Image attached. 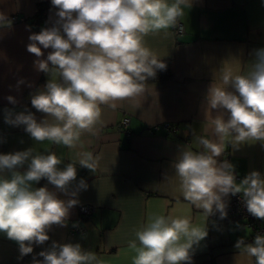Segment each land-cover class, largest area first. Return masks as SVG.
<instances>
[{"label": "clouds", "instance_id": "clouds-1", "mask_svg": "<svg viewBox=\"0 0 264 264\" xmlns=\"http://www.w3.org/2000/svg\"><path fill=\"white\" fill-rule=\"evenodd\" d=\"M57 9L51 27L29 36L27 51L34 54V67L49 78L31 95V111L5 110V122L24 126L36 143L51 142L73 149L84 133H92L100 121L102 107L135 99L167 65L146 46L150 33L178 25L191 7V0H51ZM11 21L0 13V27ZM51 49L46 58L43 50ZM244 72L224 62L214 73L206 93L205 122L212 138L195 136L202 151L187 147L179 151L172 167L183 199L201 210L205 221L219 213L227 217L229 195L241 194L253 217L264 220V175L252 171L237 183L234 165L219 161L225 139L233 148L250 142L264 144V48L255 49ZM24 81H18L23 84ZM7 100L15 104L14 97ZM215 110V115H213ZM77 159L60 167L54 151L34 147L0 154V233L16 242L20 258L33 253V246L49 241L53 226L66 227L70 209L79 203V190L88 185L77 178V165L94 172L91 152L76 153ZM23 169V171H21ZM42 179L52 185L34 187ZM57 193L69 196L59 198ZM76 226V225H74ZM208 235L206 222L194 224L190 216L150 214L134 233L129 248L131 264H191L193 246ZM241 254L264 264V234L252 242L239 238ZM33 257L32 264H105L80 243H58Z\"/></svg>", "mask_w": 264, "mask_h": 264}, {"label": "crops", "instance_id": "crops-1", "mask_svg": "<svg viewBox=\"0 0 264 264\" xmlns=\"http://www.w3.org/2000/svg\"><path fill=\"white\" fill-rule=\"evenodd\" d=\"M41 7L46 13L38 23ZM56 11L51 0H0V13L11 21V26L0 27V154L30 147L54 151L63 168L77 159L76 153L87 151L96 159L95 170L77 165L71 190L81 179L88 187L79 190V203L70 209L67 226H53L49 241L34 245L33 253L20 258L18 244L0 233V264H32L34 256L42 260L37 254L53 241L80 243L105 264H131L134 252L129 241L150 214L190 216L200 226L206 222L208 235L193 246L191 264H255L254 257L235 247L239 238L246 239L249 234L243 222L211 216L205 221L201 210L183 199L172 165L184 147L203 150L195 136L212 138L205 122V97L214 73L224 62L234 71L244 72L254 50L264 48V0H191L181 19L182 35L170 28L145 37L146 46L171 63L174 80L145 84L141 95L119 102L114 109L101 106L94 131L84 133L73 149L48 141L36 143L24 126L5 122V110H27L38 120L43 118L42 113L26 106V98L42 89L49 77L36 70V57L27 51V45L32 33L52 26ZM49 51L43 50L42 58ZM20 80L24 83L18 85ZM8 96L17 102L10 103ZM125 118L128 127L122 126ZM229 139H225V151L218 160L227 159L241 172L237 183L254 170L264 175V144L250 142L233 148ZM41 181L34 187L47 185L55 190L45 179ZM57 194L61 199L70 198ZM231 199L232 195L226 198L228 204ZM85 203L93 204L95 210L79 220V206ZM79 222L86 234L73 231Z\"/></svg>", "mask_w": 264, "mask_h": 264}, {"label": "built area", "instance_id": "built-area-1", "mask_svg": "<svg viewBox=\"0 0 264 264\" xmlns=\"http://www.w3.org/2000/svg\"><path fill=\"white\" fill-rule=\"evenodd\" d=\"M173 31L177 35H182L184 33V24L182 20L179 21L178 25L173 28ZM129 119L125 118L122 121V126L128 127ZM169 126V125H168ZM234 174L236 179H240L242 177L241 172L235 171ZM95 210V206L90 203H85L79 206V220L87 217L93 213ZM227 217L223 220H239L242 219L244 222V227L249 231L248 236L250 233L254 234V237L257 234H264V221L253 217L250 213L247 212V209L243 203V198L241 194H237L232 196L231 201L228 204L226 209ZM211 217L219 218V213L212 215ZM73 231L79 234H86V228L81 225L79 222L76 226H74Z\"/></svg>", "mask_w": 264, "mask_h": 264}, {"label": "trees", "instance_id": "trees-1", "mask_svg": "<svg viewBox=\"0 0 264 264\" xmlns=\"http://www.w3.org/2000/svg\"><path fill=\"white\" fill-rule=\"evenodd\" d=\"M44 13H46V11H45V9H43V7H41L39 9V15L37 16L38 17V20H37L38 23H41L42 18H43L42 15H44ZM163 62H165L166 65H167L166 70L158 71L155 79L154 80H151L150 79V80L146 81L145 84L164 83V82H170V81H173L174 80V73H173V69H172L171 63L168 62V61H163ZM26 106L29 109H31V110H35L32 107V105H31V97L30 98H26ZM43 181H44V179H43ZM43 181H41V182H43ZM89 216H87V217H89ZM243 225H244V222H243ZM253 238H254V234L253 233H250V236H248V235L246 236L245 242L246 243L247 242L250 243V242H252Z\"/></svg>", "mask_w": 264, "mask_h": 264}, {"label": "rangeland", "instance_id": "rangeland-1", "mask_svg": "<svg viewBox=\"0 0 264 264\" xmlns=\"http://www.w3.org/2000/svg\"><path fill=\"white\" fill-rule=\"evenodd\" d=\"M240 221H242L243 222V220L242 219H239ZM247 230V229H246ZM248 231V230H247ZM249 232V231H248Z\"/></svg>", "mask_w": 264, "mask_h": 264}]
</instances>
